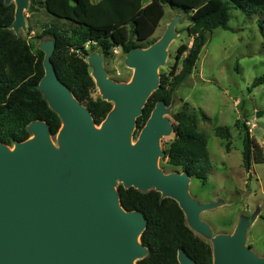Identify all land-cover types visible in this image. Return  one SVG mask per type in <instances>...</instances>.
<instances>
[{
	"label": "water",
	"instance_id": "water-1",
	"mask_svg": "<svg viewBox=\"0 0 264 264\" xmlns=\"http://www.w3.org/2000/svg\"><path fill=\"white\" fill-rule=\"evenodd\" d=\"M27 2L15 0L13 30L24 24ZM177 20L150 46L128 52V64L135 68L129 82L108 77L102 56L90 57L102 98L113 103L100 124L60 79L52 60L55 41L42 45L44 75L38 88L61 118L62 149L53 144L45 120L30 123L33 134L24 141L12 146L0 142V264H137L148 252L141 240L148 220L144 213L123 207L118 182L176 199L192 229L212 234L200 214L216 204L192 197L187 170L165 172L159 166L161 137L173 129L165 100L156 102L134 137L137 118L160 86L158 69ZM69 170L71 177L62 182ZM248 227L240 223L234 233L214 237L213 264H264V256L245 245ZM178 260L198 264L184 248Z\"/></svg>",
	"mask_w": 264,
	"mask_h": 264
},
{
	"label": "trees",
	"instance_id": "trees-1",
	"mask_svg": "<svg viewBox=\"0 0 264 264\" xmlns=\"http://www.w3.org/2000/svg\"><path fill=\"white\" fill-rule=\"evenodd\" d=\"M46 10L62 18L68 27L57 21L42 27L38 38L51 37L55 41L52 60L60 79L75 96L91 110L94 120L100 124L113 107V103L98 97L92 98L96 82L86 57L95 47L104 54H111L115 47L125 53L141 47L140 41L150 39L165 15V6L179 9L190 16L188 32L192 36L189 46L178 47L177 65L161 74V82L149 97L144 112L137 118L141 130L160 99L169 105L180 84L193 72L202 48L215 29H232L229 25L231 8L246 14L264 12V0H43ZM15 4L0 0V142L13 145L32 136L28 125L35 120H45L51 133L56 135L62 121L46 100L38 83L44 75V51L33 47L26 37L12 29ZM60 20V19H59ZM264 36V25L260 23ZM156 40L151 38L148 45ZM184 53H186L184 55ZM172 76V78H171ZM264 83V76L256 77L253 87ZM186 105L175 115V136L164 151V157L172 166L187 170L191 177L202 183L212 167L208 139L200 129L201 120L210 116L202 108ZM236 126L243 131V165L250 172L254 161L264 162V150L252 136L250 127L238 119ZM217 136L226 140V150H231L232 133L227 125L215 127ZM120 200L128 210L144 213L148 223L141 240L147 246L145 257L137 264H180L178 251L184 248L198 264H213V247L196 234L178 201L163 197L156 189L142 191L135 187L118 185Z\"/></svg>",
	"mask_w": 264,
	"mask_h": 264
},
{
	"label": "rangeland",
	"instance_id": "rangeland-1",
	"mask_svg": "<svg viewBox=\"0 0 264 264\" xmlns=\"http://www.w3.org/2000/svg\"><path fill=\"white\" fill-rule=\"evenodd\" d=\"M42 1L28 0L24 9V24L14 31L26 37L33 47L44 51L42 45L54 39L38 38L42 27L54 21L61 26L68 25L62 21L64 19L49 13ZM149 1L151 0H143L144 4ZM12 2L16 7L15 0ZM230 12L229 25L232 29L214 30L202 48L193 72L178 86L172 102L166 106L165 116L172 122L173 129L161 137L160 145L164 151L169 147L175 136L174 115L187 104L190 108H202L210 116L207 121L201 120L199 126L208 139L212 167L207 172L206 183L191 177L189 192L200 203L216 204L200 214L212 234L206 235L193 230L213 247V239L217 234H232L240 223H249L245 245L264 256V162L254 161L250 172L245 170L243 131L236 126L238 119L245 121L252 136L264 150V83L253 87L256 77L264 76V36L260 30V23L264 25V12L259 10L246 14L235 8H231ZM175 18L178 19L176 34L168 47L165 62L159 66L160 77L163 72L168 74L177 64V72L181 69L182 58L178 59V47L183 43L191 46L192 43L193 38L188 32L190 16L168 5L165 6V15L151 38L158 40ZM150 39L140 41L141 47L150 46ZM94 54L103 57L108 77L118 82H129L132 79L135 68L128 64V53L120 47H115L107 55L99 47L90 52L86 60L93 77L95 67L89 61ZM99 96L102 97V94L96 85L92 98ZM218 125L230 127V151L226 150V140L215 133ZM140 131L135 128V139ZM51 138L53 144L62 149L58 133L52 134ZM158 163L165 172L183 171L181 167L169 164L164 154L159 156ZM70 177L71 170L64 173L61 180L63 182ZM119 184L122 183L118 182L116 187Z\"/></svg>",
	"mask_w": 264,
	"mask_h": 264
},
{
	"label": "crops",
	"instance_id": "crops-1",
	"mask_svg": "<svg viewBox=\"0 0 264 264\" xmlns=\"http://www.w3.org/2000/svg\"><path fill=\"white\" fill-rule=\"evenodd\" d=\"M149 2H150V1H149ZM149 2H148V3H149ZM146 4H147V3H146Z\"/></svg>",
	"mask_w": 264,
	"mask_h": 264
}]
</instances>
